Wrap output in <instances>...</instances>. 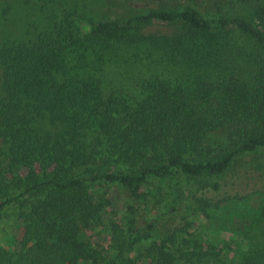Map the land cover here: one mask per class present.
Returning a JSON list of instances; mask_svg holds the SVG:
<instances>
[{
	"label": "trees",
	"instance_id": "obj_1",
	"mask_svg": "<svg viewBox=\"0 0 264 264\" xmlns=\"http://www.w3.org/2000/svg\"><path fill=\"white\" fill-rule=\"evenodd\" d=\"M255 17L251 22L207 17L193 7L151 9L130 21H177L178 31L130 35L124 32L129 21L106 19L93 24V37L82 44L78 26L67 16L34 38L4 40L0 143L9 169L26 171L22 185L29 197L19 203V244L5 248L0 242V264H229L213 242L185 237L197 221L192 216L216 205L205 198L183 209L181 225L156 233L147 244L143 241L157 230L154 219L142 218L139 224L135 218L127 232L116 222L104 223L101 228L107 227L110 236L106 246L84 239L81 227L101 221L108 204L98 195L103 184L128 187L146 202L148 194L137 188L149 177L164 178L172 171L188 177L220 175L236 156L264 147V62L249 80L215 74L224 30L235 28L264 45V8ZM131 39L185 63L187 77L145 79L142 96L132 102L120 91L105 93L99 78L83 72L89 61L85 52L70 59L74 45L110 49L114 40ZM218 135L223 148L214 143ZM115 165L134 171H112ZM12 201L17 200L7 197L1 207ZM238 256L232 264H264V247Z\"/></svg>",
	"mask_w": 264,
	"mask_h": 264
},
{
	"label": "rangeland",
	"instance_id": "obj_2",
	"mask_svg": "<svg viewBox=\"0 0 264 264\" xmlns=\"http://www.w3.org/2000/svg\"><path fill=\"white\" fill-rule=\"evenodd\" d=\"M187 7H193L207 17L242 18L252 22L256 20V10L264 8V0H0V45L4 40L34 38L40 30L67 16L78 26L76 35L82 44H87L93 37V24L106 19L129 21L126 23L129 29L121 31H128L130 35H172L178 31L180 22L140 24L130 20L151 9L177 12ZM261 27L264 32V22ZM224 36L215 74L220 78L233 76L249 80L264 62V45L232 27L224 30ZM93 46L77 49L74 45L70 59L85 52L89 61L83 72L99 78L105 93L117 90L132 102L142 96L140 83L143 80L150 77L183 79L188 74L185 63L152 49L147 42L131 39L120 43L114 40L110 49L97 43ZM96 49H103L100 55L94 53ZM209 71L214 79V64ZM1 73L0 66V76ZM221 136H214V143L223 148L222 144H217L222 143ZM8 165L9 156L0 143V242L5 248L19 244L23 230L19 219L23 206L19 203L29 197L22 185L26 171H11ZM111 170L134 171L123 165H115ZM214 183L218 184V189L213 187ZM137 189L148 194V202H143L132 194L130 188L117 183L98 187V195L107 198L108 204L97 225L81 227L83 238L106 246L110 242L105 227L108 222L118 223L127 232L129 222L135 218L139 224L142 218L154 219L157 230L153 232L154 236L143 241L147 244L156 233L163 234L168 228L181 225L183 209H193L200 205V199L205 198L216 205L205 208L204 214L198 211L192 216L197 221L188 228L185 237L213 242L229 264L239 258L238 254L248 252L256 245L264 247V214L261 212L264 203V147L236 156L220 175L188 177L172 171L164 178L149 177ZM7 197H14L17 201L1 207ZM130 206L136 208L134 213ZM103 224L105 226L101 228Z\"/></svg>",
	"mask_w": 264,
	"mask_h": 264
}]
</instances>
